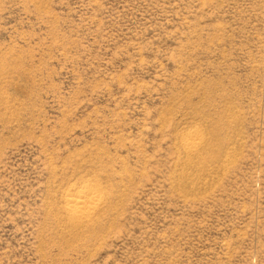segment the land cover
Segmentation results:
<instances>
[{"label": "rangeland", "instance_id": "rangeland-1", "mask_svg": "<svg viewBox=\"0 0 264 264\" xmlns=\"http://www.w3.org/2000/svg\"><path fill=\"white\" fill-rule=\"evenodd\" d=\"M0 264H264V0H0Z\"/></svg>", "mask_w": 264, "mask_h": 264}, {"label": "bare ground", "instance_id": "bare-ground-1", "mask_svg": "<svg viewBox=\"0 0 264 264\" xmlns=\"http://www.w3.org/2000/svg\"><path fill=\"white\" fill-rule=\"evenodd\" d=\"M199 137L197 134L189 136L186 140L185 146L188 149H193L198 145ZM97 200L95 194L90 190H83L74 195L68 194L66 203H73L66 209V217L69 220L71 228L77 230L81 229L86 224L85 221L90 220L93 210L95 209V201Z\"/></svg>", "mask_w": 264, "mask_h": 264}]
</instances>
